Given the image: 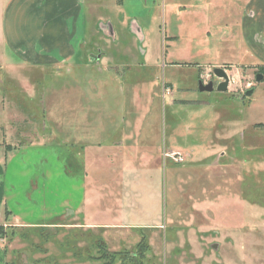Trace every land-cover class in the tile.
<instances>
[{
    "label": "rangeland",
    "instance_id": "1",
    "mask_svg": "<svg viewBox=\"0 0 264 264\" xmlns=\"http://www.w3.org/2000/svg\"><path fill=\"white\" fill-rule=\"evenodd\" d=\"M227 1L84 0L55 66L0 44L7 209L38 224L2 216L4 264H264V57L228 60Z\"/></svg>",
    "mask_w": 264,
    "mask_h": 264
},
{
    "label": "crops",
    "instance_id": "2",
    "mask_svg": "<svg viewBox=\"0 0 264 264\" xmlns=\"http://www.w3.org/2000/svg\"><path fill=\"white\" fill-rule=\"evenodd\" d=\"M227 2L228 6L224 8L227 14L224 15L229 24L234 22L230 26L236 33L227 39L221 31L218 38L219 43L222 41L231 46L232 57L228 60L240 63L253 57H264V0ZM226 25H222V30L229 28ZM83 36L84 0H4L0 3V44L15 53L22 64L43 67L66 63L84 44ZM257 65L264 68V64ZM0 153L8 154L1 149ZM3 161L0 158V222L8 213L7 219L14 226L27 229L37 226V223L21 222L8 211V196L3 188ZM2 248L0 245V264H4Z\"/></svg>",
    "mask_w": 264,
    "mask_h": 264
},
{
    "label": "water",
    "instance_id": "3",
    "mask_svg": "<svg viewBox=\"0 0 264 264\" xmlns=\"http://www.w3.org/2000/svg\"><path fill=\"white\" fill-rule=\"evenodd\" d=\"M110 28V26H109ZM213 76L218 79L221 80L218 85L216 86L215 90L217 92H226L228 89V85H229V78L226 74V72L223 69H219V68H215L213 69ZM261 78V75H257L256 76V82H259ZM198 91L199 92H206V93H211L213 91V85L212 82H208L207 84H202L201 81L198 82ZM254 89H250L245 91L244 95L246 97H250L253 93Z\"/></svg>",
    "mask_w": 264,
    "mask_h": 264
},
{
    "label": "flooded vegetation",
    "instance_id": "4",
    "mask_svg": "<svg viewBox=\"0 0 264 264\" xmlns=\"http://www.w3.org/2000/svg\"><path fill=\"white\" fill-rule=\"evenodd\" d=\"M91 59H93V58H91ZM208 82H212V85H213V91L211 92V93H214V92H216V93H221V92H217L216 90H215V88H216V86L218 85V83L219 82H213L212 81V79H209V81ZM215 90V91H214ZM224 93V92H223Z\"/></svg>",
    "mask_w": 264,
    "mask_h": 264
},
{
    "label": "trees",
    "instance_id": "5",
    "mask_svg": "<svg viewBox=\"0 0 264 264\" xmlns=\"http://www.w3.org/2000/svg\"><path fill=\"white\" fill-rule=\"evenodd\" d=\"M262 72H264V68L262 67L261 69H260ZM138 248L140 249V248H142L141 247V245H138ZM121 253V252H120ZM120 253H113L112 255L114 256V255H119ZM105 264H106V262H105ZM109 264V263H108ZM110 264H111V262H110ZM136 264V263H135Z\"/></svg>",
    "mask_w": 264,
    "mask_h": 264
}]
</instances>
